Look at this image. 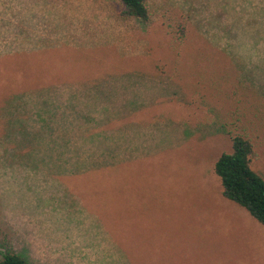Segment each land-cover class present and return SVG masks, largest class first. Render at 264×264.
I'll list each match as a JSON object with an SVG mask.
<instances>
[{"label":"rangeland","instance_id":"obj_1","mask_svg":"<svg viewBox=\"0 0 264 264\" xmlns=\"http://www.w3.org/2000/svg\"><path fill=\"white\" fill-rule=\"evenodd\" d=\"M147 8L0 0V257L264 264L214 173L240 136L264 179V0Z\"/></svg>","mask_w":264,"mask_h":264},{"label":"trees","instance_id":"obj_2","mask_svg":"<svg viewBox=\"0 0 264 264\" xmlns=\"http://www.w3.org/2000/svg\"><path fill=\"white\" fill-rule=\"evenodd\" d=\"M113 1L120 4L122 17L141 23L149 21L147 0ZM178 33L179 38L184 35L183 26H178ZM257 157L258 152L250 139L235 136L232 139L231 152L221 154L216 160L214 173L219 178L222 196L243 208L252 219L264 227V179L253 169V162ZM22 159L30 160L35 167L47 163L44 157L23 156ZM0 264L27 262L14 251L7 250L1 255Z\"/></svg>","mask_w":264,"mask_h":264}]
</instances>
